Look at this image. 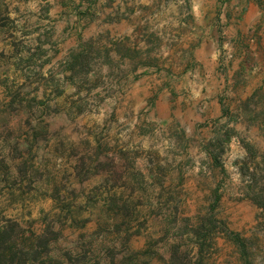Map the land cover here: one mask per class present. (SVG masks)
Wrapping results in <instances>:
<instances>
[{"label": "rangeland", "instance_id": "obj_1", "mask_svg": "<svg viewBox=\"0 0 264 264\" xmlns=\"http://www.w3.org/2000/svg\"><path fill=\"white\" fill-rule=\"evenodd\" d=\"M117 1L0 0V236L14 263L264 264V92L194 72L180 88L185 62L169 77L164 51L199 43L159 21L183 11L202 33L231 20L262 33L264 0H195L196 14L193 0H122L148 28L89 29Z\"/></svg>", "mask_w": 264, "mask_h": 264}, {"label": "crops", "instance_id": "obj_2", "mask_svg": "<svg viewBox=\"0 0 264 264\" xmlns=\"http://www.w3.org/2000/svg\"><path fill=\"white\" fill-rule=\"evenodd\" d=\"M193 2L194 13L196 14L198 6L195 0ZM115 6L120 7V14L117 13L118 7H115L116 11L114 10V12L111 9L106 10V13L99 20H94L90 24L89 29H94L97 33H138L137 29L140 27L148 28L145 26L148 20L147 17H143V21H141L142 19L139 20L137 18L139 13L130 9L126 11L122 0H118ZM127 6L130 7L129 4ZM152 10L150 7L145 12V14L151 16L150 22L153 21ZM122 11L125 12L124 15ZM159 21H161L162 29L165 30V35L171 40L180 42L185 49L189 48L193 40L199 43L186 52H176L173 49L164 51V54L167 55L165 68L169 70V77L172 75L170 70L172 71L179 66L176 65L177 63L185 62L184 66L177 68L183 69L180 77H178L180 88L190 84V74L194 72L195 78L204 83L210 82V77L216 79L215 82L217 83H224L228 78V84H231L229 89L237 88L243 95L253 93L256 96L259 92H264V81H262L264 80V31L262 33L238 32L234 29L233 20H231V25L226 28L224 33H217L216 28L214 31H212V28L209 29L212 33H202L199 24L200 18L187 19L183 15V11H178L174 16L170 15L164 19L160 17ZM223 50H226L228 54H232L233 59H227L221 63L223 60L219 56ZM184 54H186V57L183 56ZM123 61L124 64L129 63L133 68L137 67V61L131 54L125 55ZM206 61L210 65L211 72L204 75V72H209V70L204 69L200 73V68L202 66L203 68L206 67ZM144 65L146 70L157 67L154 64L145 63ZM221 66L225 69V73L220 68ZM253 67L254 70L251 69ZM139 68L143 67L139 66ZM204 79L205 81H203Z\"/></svg>", "mask_w": 264, "mask_h": 264}, {"label": "trees", "instance_id": "obj_3", "mask_svg": "<svg viewBox=\"0 0 264 264\" xmlns=\"http://www.w3.org/2000/svg\"><path fill=\"white\" fill-rule=\"evenodd\" d=\"M1 235V231H0ZM30 237L29 239H32ZM11 239L5 238L4 236H0V264H18L15 262L16 252L11 245ZM16 255V256H15Z\"/></svg>", "mask_w": 264, "mask_h": 264}]
</instances>
